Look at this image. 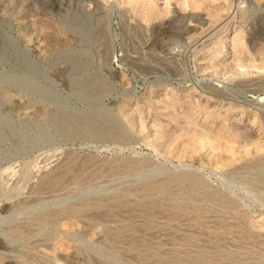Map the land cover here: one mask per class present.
Here are the masks:
<instances>
[{"label": "rangeland", "instance_id": "374dc122", "mask_svg": "<svg viewBox=\"0 0 264 264\" xmlns=\"http://www.w3.org/2000/svg\"><path fill=\"white\" fill-rule=\"evenodd\" d=\"M0 264H264V0H0Z\"/></svg>", "mask_w": 264, "mask_h": 264}, {"label": "bare ground", "instance_id": "6f19581e", "mask_svg": "<svg viewBox=\"0 0 264 264\" xmlns=\"http://www.w3.org/2000/svg\"><path fill=\"white\" fill-rule=\"evenodd\" d=\"M236 67V66H235ZM238 68V67H237ZM240 68V67H239Z\"/></svg>", "mask_w": 264, "mask_h": 264}]
</instances>
